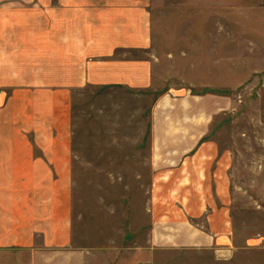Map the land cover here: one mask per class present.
I'll use <instances>...</instances> for the list:
<instances>
[{
	"label": "rangeland",
	"instance_id": "1",
	"mask_svg": "<svg viewBox=\"0 0 264 264\" xmlns=\"http://www.w3.org/2000/svg\"><path fill=\"white\" fill-rule=\"evenodd\" d=\"M146 3L151 47L141 57L152 62L156 95L85 87L72 98L73 240L68 252L75 253L76 264L91 259L105 264V257L109 264H264V0ZM15 31L21 48L20 19ZM22 69L20 51L12 59L0 55V106L9 102L12 89L27 84L14 80L7 85L5 74L21 75ZM200 149L228 160L232 250H165L156 242L157 258L151 259L145 254L154 229L150 159ZM195 227L210 230L205 221ZM169 228L174 227L159 229L166 233ZM68 252L61 253L68 257ZM44 261L53 264V254L0 256V264Z\"/></svg>",
	"mask_w": 264,
	"mask_h": 264
},
{
	"label": "crops",
	"instance_id": "2",
	"mask_svg": "<svg viewBox=\"0 0 264 264\" xmlns=\"http://www.w3.org/2000/svg\"><path fill=\"white\" fill-rule=\"evenodd\" d=\"M149 17L146 0H0V33L6 35L0 55L12 59L20 51L23 68L21 75L5 74V81L27 83L0 106V256L53 254V264H76L68 252L72 98L85 87L156 95L152 62L141 57L151 47ZM16 19L21 48L14 42ZM201 150L150 159L154 229L145 254L151 259L157 258L156 242L165 250H232L228 160ZM202 221L208 233L195 227ZM162 226L174 228L163 233ZM101 263L109 264L108 258Z\"/></svg>",
	"mask_w": 264,
	"mask_h": 264
}]
</instances>
